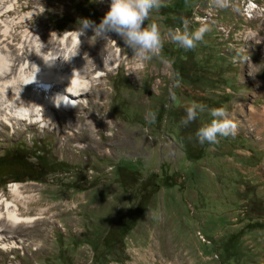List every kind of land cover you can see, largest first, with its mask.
Wrapping results in <instances>:
<instances>
[{"label": "rangeland", "instance_id": "374dc122", "mask_svg": "<svg viewBox=\"0 0 264 264\" xmlns=\"http://www.w3.org/2000/svg\"><path fill=\"white\" fill-rule=\"evenodd\" d=\"M110 3L0 0V156L22 149L31 162L67 167L41 180L0 179V211L9 202L21 215L37 217L20 234L3 232L9 226L0 224V264H264V0H230L227 9L213 0H163L145 21L159 26V56L135 58L111 33L105 54L111 65L101 68L100 80L96 67L86 79L88 89L94 84L92 96L76 99L72 113L75 104L66 110L50 105L63 115L53 122L47 116L50 127L33 124L45 117L29 115L37 106L29 86H19L36 74L28 62L52 59L51 42L64 38L66 57L83 62L90 48L76 54L73 44L88 46L95 35L83 33L79 21L98 24ZM182 15L192 28H209L194 50L171 41ZM26 49L35 56L23 55ZM192 102L225 107L236 134L200 145L195 132L212 117L206 110L183 126ZM149 111L158 114L155 124L145 120ZM79 115L92 132L68 127ZM153 184L158 190L135 225L105 247L108 230Z\"/></svg>", "mask_w": 264, "mask_h": 264}, {"label": "clouds", "instance_id": "9594fccd", "mask_svg": "<svg viewBox=\"0 0 264 264\" xmlns=\"http://www.w3.org/2000/svg\"><path fill=\"white\" fill-rule=\"evenodd\" d=\"M213 4L218 9L231 6L230 0H213ZM163 6V0H111L109 10L98 24L84 18L79 21L82 22L80 27L84 30L83 33L90 29L94 35L103 39L115 33L123 40L124 45L131 49L133 57L148 60L159 56L163 38L156 22L145 24V21H149V14L153 9L158 10ZM177 19L180 26L171 33L172 43L186 50H194L198 43L204 40L205 33L209 31L208 26L201 23L198 28H192V20L187 16L182 15ZM206 110L212 119L210 123L202 124L195 132V138L200 145L217 144L220 138L236 134L238 126L223 106L207 109L203 103L192 102L186 106V114L182 117L181 124L187 127ZM157 115V112L149 111L145 116L146 122L155 124Z\"/></svg>", "mask_w": 264, "mask_h": 264}, {"label": "bare ground", "instance_id": "6f19581e", "mask_svg": "<svg viewBox=\"0 0 264 264\" xmlns=\"http://www.w3.org/2000/svg\"><path fill=\"white\" fill-rule=\"evenodd\" d=\"M251 6H254V5H251ZM250 7H249V11L251 12L253 10V8H250ZM7 40L8 39H4L3 41H7ZM107 41H108L107 37L103 39V38H100V37L95 35V41H92L93 42L92 44H94V46L92 44L85 46L86 44H84L82 42L78 43L76 45L73 44L76 54H78L77 51L81 52L83 49H87V47L90 48V49H87V51H86V53H88V56L83 61L85 63H83L82 61H77V59H75L74 57L68 56V55H67L68 57H66L65 52L67 53L68 51H70L69 46H67L65 48V52L63 51L64 48L62 47L63 49H61L60 47L70 44L68 38H64L61 43H59V42L57 43L55 41L51 42L52 48H50L49 51H51L52 59H49L50 58L49 57V58H45L44 61L40 60L36 63L34 62L35 60L34 61L31 60V62H28L27 69H29L31 71H35L34 68L37 67L36 74H34L35 72H33V76L25 77L24 82H23L25 84H20L19 86H21V85L29 86L28 90L31 94V100H32L31 103L33 104V106H37V108L32 106L33 107L31 110L32 112L29 115L30 116H38V114H43L41 116L45 117V118H42L43 121L39 120L35 123L31 122V124L32 123L36 124V123L45 122L46 123L45 126L50 127V124H51V123H49L50 121L49 122L46 121L47 116H48V120H51L52 122L54 119L58 120L60 118L59 117L60 113H58L57 111L56 112L54 111L55 106L61 110V109H63L62 107H60L61 103L65 106L75 104V107L71 109V113H72L80 105L78 102H76V99L82 98L85 95L86 96L87 95L92 96V95H90V92L92 91L94 84H92V87L88 89V86L90 84L89 85L87 84L88 81L86 79H89L88 77H90L91 72H93L94 68L96 67L97 69H99L96 71L99 74L96 77L95 76L94 77H95L96 81L100 80L101 78H103V74L101 73V68L105 67L108 64L111 65V62L108 63V61L105 59V54L108 51ZM10 44L11 43L9 42V45ZM0 46H1V44H0ZM30 50L31 49L24 50V53L22 52L23 55L24 54H25V56L27 55L28 58L34 57L35 56V50L34 49H32V51H30ZM90 50H92L93 53L92 52L90 53ZM23 55L17 56V58L23 57ZM120 57L121 56H119V58H117L116 60H121V62H122V59H120ZM23 58H25V57H23ZM1 65L3 66L4 63H3V60H1V58H0V68H1ZM9 67H10V70L14 72L16 65L11 64V65H9ZM6 71H7V69H6ZM3 77L1 76V78H3ZM31 84H32V86H30ZM98 84H96V85H98ZM15 86H13V87H15ZM22 90H24V88ZM20 94H22L21 91H20ZM105 95H107V94H105ZM59 98H61V99H59ZM24 99H22V100L20 99V101H25V103H29L28 100L26 101ZM93 99H90L91 102H89V103H92ZM13 104H15V103L12 102L11 105H13ZM52 104L54 107H50V105H52ZM94 104L95 105L93 107L98 106L96 103H94ZM29 105L31 106L30 103H29ZM13 107H15V106H13ZM35 113H37V114H35ZM49 114H52V115H49ZM49 116H52V117H49ZM60 116L63 117L62 114ZM13 118H15V116H13ZM20 118L18 119L19 122H20V120H25V119L27 120L28 117L26 115L24 117V119H23V117H20ZM3 122L4 121L0 119V123L3 124ZM88 123L85 121V117L83 115H79V117L73 119V121L68 124V127L70 129H73L75 127L79 128L82 130V133L84 135H86L87 133L92 132V129ZM113 124L114 123H112V125ZM63 126L66 127L65 124ZM61 134H63V130L61 131ZM67 138L68 137H66V139ZM0 205H2V204H0ZM13 206H15V205H13ZM5 207L7 209V211L5 213H2L0 211V224L2 225L3 223H5L7 221L9 228H4L3 232H6V233L11 232V233H15V234H17V233L20 234V232H19L20 228H24L25 225H27L28 223L37 221L36 220L37 217L34 218L32 216L31 217L24 216V215H21L20 213H18L19 209H18L17 205L15 206V208H11L12 205H10L9 202H6ZM3 209H4V207H3ZM3 209L0 208V210H3ZM10 222H12V224ZM14 224H16V225H14ZM12 226H15L16 229H11L10 227H12ZM6 237H8V236L6 235Z\"/></svg>", "mask_w": 264, "mask_h": 264}, {"label": "trees", "instance_id": "16d2710c", "mask_svg": "<svg viewBox=\"0 0 264 264\" xmlns=\"http://www.w3.org/2000/svg\"><path fill=\"white\" fill-rule=\"evenodd\" d=\"M10 169L12 171H10ZM66 169V165L62 164V162L47 163L41 158H37L36 162H31L28 155L22 149L15 150L10 155L0 156V170H2L0 171V179H3L1 183H5L8 180H41L49 173H54L56 171L65 172ZM157 190V185L153 184L151 186V191L142 194L136 208L128 217L123 221H117L116 225L112 227L113 229L110 228L108 230L102 240V244H104L105 247L117 242L119 238H122L129 229L135 225L138 218L143 214V209L151 194Z\"/></svg>", "mask_w": 264, "mask_h": 264}]
</instances>
